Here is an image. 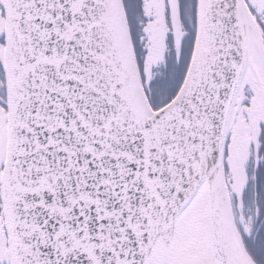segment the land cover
<instances>
[{
  "label": "snow or ice",
  "instance_id": "snow-or-ice-1",
  "mask_svg": "<svg viewBox=\"0 0 264 264\" xmlns=\"http://www.w3.org/2000/svg\"><path fill=\"white\" fill-rule=\"evenodd\" d=\"M0 264H264V0H0Z\"/></svg>",
  "mask_w": 264,
  "mask_h": 264
}]
</instances>
